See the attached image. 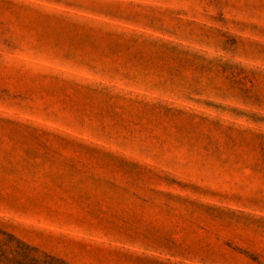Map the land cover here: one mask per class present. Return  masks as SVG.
<instances>
[{"label":"rangeland","instance_id":"rangeland-1","mask_svg":"<svg viewBox=\"0 0 264 264\" xmlns=\"http://www.w3.org/2000/svg\"><path fill=\"white\" fill-rule=\"evenodd\" d=\"M0 228L39 264H264V0H0Z\"/></svg>","mask_w":264,"mask_h":264},{"label":"trees","instance_id":"trees-1","mask_svg":"<svg viewBox=\"0 0 264 264\" xmlns=\"http://www.w3.org/2000/svg\"><path fill=\"white\" fill-rule=\"evenodd\" d=\"M36 249L0 228V264H39Z\"/></svg>","mask_w":264,"mask_h":264}]
</instances>
